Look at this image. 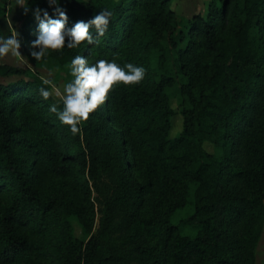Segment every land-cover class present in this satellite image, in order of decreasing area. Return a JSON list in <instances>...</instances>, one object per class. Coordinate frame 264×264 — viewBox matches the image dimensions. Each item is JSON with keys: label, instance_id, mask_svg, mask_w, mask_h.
I'll use <instances>...</instances> for the list:
<instances>
[{"label": "trees", "instance_id": "16d2710c", "mask_svg": "<svg viewBox=\"0 0 264 264\" xmlns=\"http://www.w3.org/2000/svg\"><path fill=\"white\" fill-rule=\"evenodd\" d=\"M24 6L28 7L25 14ZM70 29L111 10L99 43L30 51L23 0L20 52L66 69L114 61L145 69L115 86L73 136L28 67L0 60V264H256L264 227V0H208L179 28L171 0H58ZM8 35H11L8 34ZM39 51V49H35ZM182 127L169 137V91ZM51 92V91H50ZM213 145V152L204 143ZM75 220L86 234L73 233Z\"/></svg>", "mask_w": 264, "mask_h": 264}, {"label": "clouds", "instance_id": "9594fccd", "mask_svg": "<svg viewBox=\"0 0 264 264\" xmlns=\"http://www.w3.org/2000/svg\"><path fill=\"white\" fill-rule=\"evenodd\" d=\"M49 6H55L53 15L50 17L48 11L36 8L33 16L38 22V35L31 44L30 55L36 61L47 57L50 51L59 52L63 48H77L83 43L89 45L99 43L92 34L95 29L97 36H103L108 28L111 10L103 9L89 21H77L69 29L67 27L68 17L63 9L58 6V0H47ZM27 14L28 7L24 6ZM19 33L14 31L7 37L0 35V59L9 53L19 57L21 46L18 39ZM35 49H39L36 51ZM66 67L70 71L71 81L66 83L63 90V108L58 110L55 104L50 106V111L56 114L60 123L69 128L73 136L81 132V125L86 122L90 114L97 111L108 99L115 86H135L140 84L145 77V69L132 63L123 68L114 61L97 60L89 65L82 55L75 56ZM44 85H51V81L44 79ZM54 87V85H52ZM39 94L47 100L51 92L41 87ZM60 95V93H57Z\"/></svg>", "mask_w": 264, "mask_h": 264}, {"label": "rangeland", "instance_id": "374dc122", "mask_svg": "<svg viewBox=\"0 0 264 264\" xmlns=\"http://www.w3.org/2000/svg\"><path fill=\"white\" fill-rule=\"evenodd\" d=\"M21 1L23 2V0ZM207 3L208 0H171V8L174 10L179 20V28L183 29L184 24L189 19H191L193 15L197 13L204 14L206 11ZM0 60L12 65L28 67L44 79L50 80L52 82L50 90L52 95L61 100L63 99V90L65 84L70 82L72 79L71 75L66 71V69L55 66L49 60L40 63H33L29 61L22 53L19 57L12 56L11 53H9L6 57ZM52 85H54V87ZM57 93H60V95H58ZM169 99L170 105L174 110V114L171 117V130L169 132V137H175L178 135L182 127L179 95L176 94L175 88L170 89ZM204 148L208 152H213L214 149L213 145L209 142L204 143ZM72 222L74 235L80 239L86 238V234L82 231L80 225L74 219L72 220ZM256 264H264V227L256 248Z\"/></svg>", "mask_w": 264, "mask_h": 264}, {"label": "crops", "instance_id": "0c3cea01", "mask_svg": "<svg viewBox=\"0 0 264 264\" xmlns=\"http://www.w3.org/2000/svg\"><path fill=\"white\" fill-rule=\"evenodd\" d=\"M22 8L21 0H0V35L7 37L8 34L17 31L21 22Z\"/></svg>", "mask_w": 264, "mask_h": 264}]
</instances>
